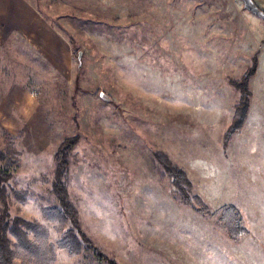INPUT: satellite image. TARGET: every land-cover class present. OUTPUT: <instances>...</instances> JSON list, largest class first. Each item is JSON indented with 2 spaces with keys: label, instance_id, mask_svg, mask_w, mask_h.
<instances>
[{
  "label": "rangeland",
  "instance_id": "1",
  "mask_svg": "<svg viewBox=\"0 0 264 264\" xmlns=\"http://www.w3.org/2000/svg\"><path fill=\"white\" fill-rule=\"evenodd\" d=\"M254 1L264 11V0ZM27 2L48 31L2 52L20 72L12 89L38 103L10 133L21 162L9 188L30 193L27 203L14 201L13 215L46 224L53 243L70 228L48 222L42 208L56 203L55 152L78 136L66 182L102 253L119 264H264V19L239 0ZM255 57L248 117L225 145L240 97L229 79ZM6 133L0 125L1 150ZM158 151L184 169L189 194L209 213L183 202ZM225 205L239 210L249 234L228 236L217 212ZM55 264L106 263L95 251L58 250Z\"/></svg>",
  "mask_w": 264,
  "mask_h": 264
},
{
  "label": "trees",
  "instance_id": "2",
  "mask_svg": "<svg viewBox=\"0 0 264 264\" xmlns=\"http://www.w3.org/2000/svg\"><path fill=\"white\" fill-rule=\"evenodd\" d=\"M257 63L255 57L239 79H229L230 84L239 91L240 97L235 104L232 122L225 133V145L243 129L248 117L252 96L251 79L256 74ZM15 139L6 133L4 147L0 149V162L5 164L0 165V264H55L58 250H66L76 255L83 254V251H95L100 261L106 264H119L114 258L94 247L92 240L82 228L79 209L71 198L66 178L71 164L70 155L79 137L66 138L54 155L51 191L56 197V203L44 206L42 212L48 222H57L59 229L70 225L55 243L51 241V233L46 224L37 219L13 215L11 211L14 201L27 203L30 196L26 189L9 188V183L13 179L11 167L18 166L21 162V153L16 148ZM157 156L177 192L182 195L183 202L192 203L194 200L200 206L198 209L209 213V207L199 195L189 194L193 189V183L184 169L176 165L163 151H158ZM217 212H220L221 224L231 239H236V235L242 237L249 234V229L244 227L243 217L235 206L225 205Z\"/></svg>",
  "mask_w": 264,
  "mask_h": 264
},
{
  "label": "crops",
  "instance_id": "3",
  "mask_svg": "<svg viewBox=\"0 0 264 264\" xmlns=\"http://www.w3.org/2000/svg\"><path fill=\"white\" fill-rule=\"evenodd\" d=\"M43 31H48V23L38 11L33 10V6L27 0H0V92L2 93L0 125L9 134L15 136L27 119L32 118L38 103L34 94L24 87L12 89V80L17 79L16 75L20 72L12 71L2 52L9 45V47H16L18 44L28 46L35 40L39 42L41 36L34 39L33 33L40 35ZM22 74L19 78H28L26 71ZM17 95L19 99L15 98ZM12 99L20 100L22 106L19 107L18 102Z\"/></svg>",
  "mask_w": 264,
  "mask_h": 264
},
{
  "label": "water",
  "instance_id": "4",
  "mask_svg": "<svg viewBox=\"0 0 264 264\" xmlns=\"http://www.w3.org/2000/svg\"><path fill=\"white\" fill-rule=\"evenodd\" d=\"M239 1L243 3L245 9L249 10L250 12L264 19V11L260 9V7L256 4L254 0H239ZM81 55H82V51H79V55H78L79 60L81 58ZM100 95L103 99H108V96L105 93L101 92Z\"/></svg>",
  "mask_w": 264,
  "mask_h": 264
}]
</instances>
